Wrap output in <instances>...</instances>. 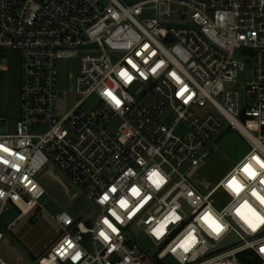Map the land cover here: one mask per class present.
<instances>
[{
	"label": "built area",
	"instance_id": "built-area-1",
	"mask_svg": "<svg viewBox=\"0 0 264 264\" xmlns=\"http://www.w3.org/2000/svg\"><path fill=\"white\" fill-rule=\"evenodd\" d=\"M69 58L78 100L59 117ZM14 63L18 117L0 132V217L17 212L6 229L41 208L38 177H56L52 165L98 211L52 216L59 238L35 264H264V225L242 218L245 202L264 216L252 159L264 160V0H0V73ZM230 129L247 153L199 185L209 145Z\"/></svg>",
	"mask_w": 264,
	"mask_h": 264
},
{
	"label": "rangeland",
	"instance_id": "rangeland-1",
	"mask_svg": "<svg viewBox=\"0 0 264 264\" xmlns=\"http://www.w3.org/2000/svg\"><path fill=\"white\" fill-rule=\"evenodd\" d=\"M15 54L6 57L12 59ZM57 84V114L59 117L67 113L77 102L75 93L76 60L73 58L62 61ZM71 76V77H70ZM19 109V67L17 63L11 65L7 72L0 73V116L7 121L6 130L0 126V132H12L18 117ZM210 154L204 159L195 171L194 179L202 186L211 185L222 177L235 163L248 151V145L235 130H226L209 145ZM52 173L64 184L71 198V205L63 208L49 194L45 193L39 200L38 208L19 219L11 230L6 226L16 216L17 212L9 208L7 213L1 215L0 223L5 233V244L0 249L1 257L8 264H35L41 256L49 250L51 245L59 238L58 227L52 216L65 210L70 216L83 223L96 218L98 211L90 205L80 190L55 166ZM201 186V187H202ZM137 229L130 227L125 234L136 237ZM151 244V243H150ZM152 245V244H151ZM155 248V247H153ZM164 264H173L167 258Z\"/></svg>",
	"mask_w": 264,
	"mask_h": 264
},
{
	"label": "snow or ice",
	"instance_id": "snow-or-ice-1",
	"mask_svg": "<svg viewBox=\"0 0 264 264\" xmlns=\"http://www.w3.org/2000/svg\"><path fill=\"white\" fill-rule=\"evenodd\" d=\"M130 79V77H129ZM108 95L111 96V93H107ZM113 99L115 100V97H113ZM117 105H119V101L116 100ZM2 147V146H0ZM5 151H7V149H4ZM253 160L256 161L257 164L260 165L261 168H264V160H261L259 157L253 156L252 157ZM250 178L255 179L257 173L253 170V168L248 165L245 164L243 169H242ZM262 184H264V179H262L260 181ZM228 187L232 188L234 191L237 192V194L239 193V191L241 190V186L237 183V181L235 180V178H233L232 180H230L228 182ZM133 193L136 194V189H133ZM253 195L256 196V198L260 201L261 204H264V196H260L258 193H256L255 191H253ZM124 201H121V204L124 205ZM244 208L248 209V212L250 213V216L248 215H244L242 218L245 219V222L249 225V227L255 231L258 227H260L261 225H264V216L260 215L258 212H256L255 209H253L247 202H245ZM238 214H240L238 212ZM105 223H108L107 220H105ZM109 227H111V225H109ZM218 225H215V228L218 229ZM113 231H115V229H113ZM101 235L104 236L105 239H108V237L101 232ZM69 246L71 247V244L69 242ZM261 251H264V249H261Z\"/></svg>",
	"mask_w": 264,
	"mask_h": 264
},
{
	"label": "water",
	"instance_id": "water-1",
	"mask_svg": "<svg viewBox=\"0 0 264 264\" xmlns=\"http://www.w3.org/2000/svg\"><path fill=\"white\" fill-rule=\"evenodd\" d=\"M38 182L44 188L46 193L54 198L63 208L69 207L72 204L66 187L60 180L50 173L49 168H46V170L38 177ZM234 241H236V237L230 234L217 246V249L222 248Z\"/></svg>",
	"mask_w": 264,
	"mask_h": 264
}]
</instances>
